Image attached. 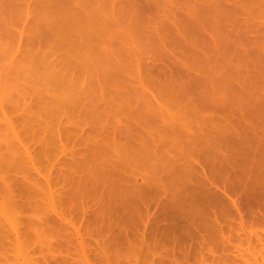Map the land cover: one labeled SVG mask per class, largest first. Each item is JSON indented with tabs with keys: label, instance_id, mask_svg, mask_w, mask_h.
Wrapping results in <instances>:
<instances>
[{
	"label": "rangeland",
	"instance_id": "1",
	"mask_svg": "<svg viewBox=\"0 0 264 264\" xmlns=\"http://www.w3.org/2000/svg\"><path fill=\"white\" fill-rule=\"evenodd\" d=\"M208 1L209 0H0V104H2L0 108L3 106L0 109V126L2 128L6 126L3 124L6 120V118H4L5 113V116H7V119L9 118L11 120L8 119L10 123H12L13 129L16 131H10L11 135H13V133H18L19 135H17V138L20 136L18 139L21 140L20 142L15 138V135H13L14 137L11 136L9 130H7L8 133H6L5 136H3V134L0 136V144L5 143L7 146V143L10 141H15L18 147L21 149L23 148L22 150L24 152L27 150L26 147H28L29 152H26L33 154L34 157L32 162L35 160L34 163L28 165L31 168V170L29 169L32 173L31 176L34 177V180L36 179L35 181L41 182V184H37L36 187L40 186L45 188L41 190V188L38 187L40 188L39 191L44 192L48 190L46 189L48 185L46 182L47 179H50V181L53 179L52 183H54L56 182L54 178L60 175V179L62 180L63 173L65 174V171L68 172L70 168L68 165L69 163L71 165V161H73L71 159L73 150L82 153L81 155H77V157L80 156L83 158L85 152L86 154H91L100 143L101 147H103L102 149H104L107 154H105V158H107L106 160L108 161H105L106 166L113 161L111 160L109 162L108 156H110L111 159H117L118 156L122 157L124 152L123 156H125L128 154L125 151L128 148L134 157L138 156L137 163L138 161L144 162V159L146 160L147 164L145 162V164L138 163V167L137 163L134 162L135 158L131 157L134 159V163L131 162V164H129L128 161L126 164V167L130 168V170L127 168V170H121L125 173L129 170L128 172H130L131 175L134 174L132 183L136 185H134L135 189L138 188L137 186L147 181L154 184L159 180L160 182L157 183L164 182L162 184H167L169 182L172 183V181H178V184L184 182L192 184L193 182L192 186H196L199 181L197 182L198 178L196 175H192L194 169L192 173H190L192 168L188 170L191 166H189V164H191L190 162L196 163L198 165L195 164L196 167L200 169L203 167L210 168L208 173L218 171V174L215 173V178L220 182L226 179L227 175L230 176V178L232 176H234V178L238 176L237 178H241L243 181L247 180L252 171L255 170H253V168L257 167V164L260 163V159L261 161L264 159V157H262L264 156V0H210L211 3ZM189 2L191 3L190 6H188L190 4ZM259 2H262V4H259ZM236 7L238 9H236ZM210 8H212L213 12L209 11L210 13H208V10H211ZM201 9L207 11L204 13ZM187 10L193 11L190 14L192 15V19L188 18L190 11L188 12ZM195 10L196 14H194ZM184 17L185 19H183ZM186 17L193 20V22ZM212 21H214L215 24ZM247 21L250 23H247ZM191 23H193L192 26L198 23L197 25L199 27L196 25L193 28L190 26ZM235 23L238 24L236 25ZM185 24L187 30L184 27ZM196 27L198 29H196ZM236 32L238 34H235ZM194 33L196 35H192ZM240 35L243 36L241 37ZM195 40L199 45L195 43ZM191 46L192 48H190ZM103 57L106 60H104ZM111 60L116 61L117 64L115 65ZM104 61H109V65H112V67L107 65L109 62L105 64ZM97 62L98 64H96ZM101 62L107 65V68L109 67V69H111V73L114 71L117 72V76L122 75L120 79L115 78L117 82L114 80L113 83L110 82L116 75L113 76V74H109L113 77H111V79H108L109 77H104L103 72L106 70L108 74V71L105 69L106 67H103V70L100 68L102 67ZM127 63L129 64L127 65ZM125 64L127 70L122 69L125 68ZM95 67L100 70L97 71ZM80 69H82V71ZM125 70L126 72H124ZM78 72L79 76H77ZM92 72L95 74H92ZM96 72L101 76L103 75L102 81L104 84V78L105 80H110V83L108 81L107 85H102L101 81L99 82L100 85L98 82L96 83L95 80L99 81L101 78L100 75H96L98 74ZM62 73L64 77H62ZM64 73L66 76L69 74L71 80L75 78L76 82L78 81L79 84L78 82L75 84L72 83L75 80H72V82H69V80L67 81L66 79L67 77L69 78V76L65 78ZM71 73L73 74L71 75ZM80 73L83 77L80 76ZM91 74L92 77L89 76ZM52 75L54 76V78H52L56 86L53 84V81H49ZM94 75H96L97 78H94ZM90 77L94 78V81L91 80ZM57 82H59V85ZM63 83L64 85H62ZM96 84H98V86ZM73 86H75V90L77 89L76 86H78V90L81 88V91L79 90L80 92H77H83L77 96V100L81 102L88 100L89 102H87L90 106L92 104V107L94 106L92 102H96L97 100L94 101V99L92 101L88 91L93 95L95 94L94 91L98 92L102 87H105L106 94H111V96L116 95L115 97H117V94L122 92L127 94V96L125 99L121 100L123 104H121L120 101L115 102V104L113 102V107L116 106V109L112 108L113 110L115 109L114 113H111L113 116L108 112V114L106 113L105 115L104 113L102 115L101 118L104 119L106 124H104V122L102 123L100 120V122L97 123L98 120L96 121V118H94L96 116L93 115L94 117H92V115L87 114V112L86 114H82V112H85L82 106H85L86 109L88 103L81 104L80 102L81 106L79 108L81 111L83 110L81 114L78 106L76 107L75 103L72 104L76 98H74L73 94L72 98V95L70 96L67 93H71L70 90L73 89ZM67 87L69 88L68 92L66 91L68 89ZM84 88L86 91H82ZM60 91L63 94H61ZM72 91H74V89ZM221 91L224 93H221ZM74 92L77 94L76 91ZM84 92L89 95L86 96L89 99L83 100L82 96L86 95ZM58 95L61 99H58L59 101H54L52 98L56 100L59 98ZM64 95L66 98H63ZM19 97L21 98L20 101ZM70 98L71 100H69ZM44 103L45 105L42 106ZM137 103L141 106H138ZM47 104L48 106H46ZM51 104L60 106L57 107V112L60 108L61 110L58 113L62 114L58 115L55 111L56 109H54L55 112H53L52 108L54 106L56 107V105L51 106ZM116 104L120 108H123L122 105L127 106H124L127 108V111L123 112L125 114H115L119 109ZM42 107H44V109L46 107L48 108L44 110ZM70 107H72V111ZM144 108L146 110H143ZM2 109H4L3 114H1ZM47 109L52 110V112L48 110L51 113H56L57 117H53L49 112L46 113ZM131 109L133 111H131ZM137 109L141 112L139 113ZM39 113H41V118H37ZM143 113H147V115H142ZM50 115L52 117H50ZM46 116L48 118H45ZM103 116L106 117V120ZM39 118H45V120L43 119L44 121H41L43 123L40 122L41 124L38 125L36 121L33 122V119L38 120ZM148 118L149 120H147ZM25 119H28L30 123L29 126ZM29 119L30 121L32 120L33 126ZM144 119H146V121ZM142 121H144V123H150L147 124V126ZM127 122L130 123L128 124ZM141 123L146 125V127ZM58 124L63 128H60ZM44 125L50 128L55 127L54 129L57 130H52L58 133L52 132L49 127L47 128ZM115 125H118L119 128L117 126L114 130L113 128H115ZM120 125H124L123 127H125V130L123 127L122 129L126 135L122 132V129H120ZM94 127L97 128L94 129ZM128 127H130V132L127 133L129 130ZM39 128L43 129L40 130ZM60 129L63 130V133ZM65 129H68L70 132V134H68L70 137L72 136V138L66 139L68 138V131H65ZM27 130H31V132ZM35 130H37V134L34 137ZM92 130H95L98 134L96 132L92 133ZM116 131L120 132L121 136L120 134L116 136V134H114ZM7 134L10 135V137H8ZM57 134L60 135L58 136ZM130 136L131 138L128 139ZM141 137L145 138H143L144 140L142 139V141L149 140L147 144L144 142L141 144V141H139ZM110 138H113L114 140L112 139V141L115 142L122 138L120 141L123 140L125 143L120 142L121 144L124 143L121 145V147L123 146L121 149L126 148L124 152H121L122 154L118 153V155L113 151L111 145H109V142H112ZM259 141H262V143H258ZM53 142L55 144H53ZM12 143L14 144V142ZM21 143H23L24 147L26 146V150ZM144 144L145 146L147 145L146 148ZM125 145L129 147H124ZM140 146H142V148H140ZM250 147H252L251 150H253V153L255 151V155L250 150ZM42 149L45 151L42 152V157L40 159L38 158L40 156L38 155V151L41 152ZM260 150H263V152L261 151V153H259ZM112 151L114 157H111V155H113L111 154ZM43 153H45V157ZM47 154L50 155L49 158L51 159L52 157L53 160L47 158ZM221 158H223L222 161L220 160ZM168 160H171V162H169L171 163L169 164L170 166L167 163ZM188 160L189 164L187 165ZM172 161L176 162L172 163ZM94 165H96V163H94ZM175 165L180 167L177 166L176 169ZM185 166L189 167L186 168ZM214 166L216 169H214ZM91 168L93 171L94 167ZM211 168L214 171H211ZM234 173L236 175H234ZM196 174L200 175L201 173L199 172V174ZM167 176H169L168 180L164 178L167 182L164 180L162 181V178L159 179L160 177ZM64 180L65 179H63V183L61 181L59 185H56L58 184L56 182L54 183V187L52 186L57 195H60L63 199L65 197L63 193L69 192L73 186L71 185V181V183H69V180ZM127 185H129V182ZM171 186L173 187L172 184L168 187ZM177 186L176 184L173 189L171 188L170 191L172 193H170V191H168V193L171 194L172 197L176 195V197L179 198V195L176 194L179 187ZM182 186L184 185L182 184ZM198 186L195 189L196 192L200 194L202 190H200ZM88 188L89 191L92 187L89 186ZM59 189L62 193L59 192ZM195 189L193 191L191 190V192L194 193ZM223 189L224 186L218 188V191L223 193ZM130 190H134V188L130 187ZM137 190L138 192H136ZM137 190L134 191L136 193L142 192L139 191V188ZM143 192V195L147 198L145 201L149 199V201L153 203L151 204L147 203L149 201H144L146 206L149 204V211L152 210V212L157 213L159 212L158 209H161L160 206L162 207L163 204L167 206L165 202L166 195H163L165 198L161 200V198H156V195L160 193L153 195V192L149 190ZM145 192L149 194V198ZM229 193L231 194L232 192L229 191ZM125 194L126 193H124V195ZM234 194L235 193H232L231 196H236V194ZM158 196L162 197V193ZM45 197H47V195ZM45 197L43 195V199L40 198L41 202L46 203L47 199ZM152 197L153 201L151 200ZM83 201L82 203H85L88 200L85 199ZM104 201L102 205L105 203V206L111 205L107 197ZM154 202L156 204H154ZM94 204L95 202L89 201L85 203V206L83 204L80 205L82 207V211L79 208L81 212L78 211L79 209L75 208L69 215L65 213L67 214V220L65 219L64 221H72L75 226L82 229L81 232H84L83 235L85 236H83V238L87 241V255L90 254L89 257L91 260H94V264H104V261H102L104 260L103 254L99 253L94 256V252L97 251H95V249H100L101 251L100 243H102L105 237L98 236L94 234V232L92 235H86L85 230L86 225L91 224L89 221L90 213L96 210L94 207L97 208V205ZM158 204H160V206L156 207ZM145 205L142 206L144 208L141 207L143 211L147 210ZM125 206L121 205L115 211V214L108 212L117 216V218L115 217L117 222L119 221L118 223L123 225L128 222V211L130 210V208H128V210ZM128 206L133 208V205ZM84 209H86L85 214L82 213ZM22 215L27 216V213ZM147 219L148 217H145L143 220L147 221L146 223L149 224L150 221ZM143 220L140 221L142 222ZM140 221L139 224H145L144 222H142L144 223L142 224ZM255 226L256 225H254V227ZM262 226L260 225L259 228H262ZM118 229L115 228L110 234L115 231L118 233L119 230L122 229L125 230V228ZM71 237L70 239L73 238L77 240L76 237ZM60 238L56 237L55 239L53 237L52 240L54 243H57L58 241H62V238L61 240ZM73 239L71 240L72 243H70L72 245L69 244V247L75 250L76 245L74 246L73 244H77L78 248L79 242L77 243L76 240ZM257 241L258 240L255 241L257 243L256 250L259 251L262 246L261 251L263 252V243L260 244ZM89 244L91 246H89ZM255 244L253 245L254 254L258 253L255 252ZM3 246L4 249L0 248L1 252L3 251L5 256L8 254V258H10L11 261L13 260L12 262L9 260L8 264H13V262L15 264H25L23 256H20L19 260L16 258L17 253L12 244L8 242L6 246L5 244ZM244 246L246 247L248 244H244ZM253 251H244V259L246 256L252 257V259L256 256L259 261L255 264H264L261 255L262 252L252 255ZM51 254H53V252ZM92 254L93 256H91ZM229 254L231 261L229 260L230 262L228 264L244 263V259H241L242 256H239L240 258L238 256L236 257L238 253L235 249ZM40 255L41 254H37L34 256L40 257ZM75 255H73V258H78V256ZM218 255H215V261L212 257L209 258L208 264H227L222 261L223 259H220ZM45 257L46 259H53L50 261L52 262L55 256H51L50 253H48ZM95 257L96 259H94ZM132 261L134 263V260ZM122 264H127L126 258L122 259Z\"/></svg>",
	"mask_w": 264,
	"mask_h": 264
},
{
	"label": "bare ground",
	"instance_id": "2",
	"mask_svg": "<svg viewBox=\"0 0 264 264\" xmlns=\"http://www.w3.org/2000/svg\"><path fill=\"white\" fill-rule=\"evenodd\" d=\"M257 1H259V0H257ZM208 2L211 3L210 0ZM188 4H186V5H188ZM247 4H249V3H247ZM259 4H262V2H259ZM190 5H191V3L188 6H190ZM207 5H209V4H207ZM211 6H213V5H211ZM240 6H242V5H240ZM259 6H263V5H259ZM207 7H209V6H207ZM223 7H225V6H223ZM210 9L211 10H208V13H210L209 11L213 12L212 8H210ZM236 9H238V8L236 7ZM202 11H204V13H205L207 10L206 11L202 10ZM254 11H256V10H254ZM192 12L190 11L188 18L192 19V15H190ZM258 13H259V11H258ZM194 14H196V10H195ZM193 18H194V16H193ZM249 18H251V17H249ZM183 19H185V17ZM191 19H188V20L193 22V20H191ZM212 22H214V21H212ZM247 23H250V22L247 21ZM192 24L193 23H191L190 26H192ZM197 24L198 23H196V25ZM214 24H215V22H214ZM185 26H186V24L184 25V27ZM195 26H192V27L194 28ZM242 26H243V24H242ZM259 26H261V25H259ZM185 29H186V27H185ZM196 29H198V28L196 27ZM190 30H188V31H190ZM232 30H231V32H232ZM54 31H55V29H54ZM199 32H201V31H199ZM50 33H51V30H50ZM54 34H56V33H54ZM235 34H238V33L236 32ZM50 35H52V34H50ZM192 35H196V34L194 33ZM240 36L242 37L243 35H240ZM235 39H237V38H235ZM196 40H195V43L197 44ZM190 41H192V40H190ZM216 42H218V41H216ZM240 43H242V42H240ZM197 45H199V44H197ZM219 47H221V46H219ZM238 47H239V45H238ZM190 48H192V46ZM237 49H240V48H237ZM70 51H73V50H70ZM236 54H238V53H236ZM104 57H103V59H104ZM104 60H106V59H104ZM189 60H190V58H189ZM193 60L196 61L195 59H193ZM112 61L115 65L117 64L116 61L111 60V62ZM218 61H219V59H218ZM108 62L104 61L105 64ZM104 63L101 62L102 67H100V68L102 69L103 67H106L105 69H107L108 74H107L106 70L104 69L105 70L103 72L104 77L105 78L109 77L108 79H111L112 76H110V75L113 74V76H114V75H116L117 72L112 71V73H111L110 72L111 69H109V67L107 68V65H109L110 62L107 65H105ZM191 63H192V61H191ZM224 63H225V61H224ZM96 64H98V62ZM101 64H99V65H101ZM128 64L129 63H127V65ZM109 66L112 67V65H109ZM125 66H126V64L124 65V67ZM96 67H98V66H96ZM126 68L127 67L122 68V69L124 70ZM80 70L82 71V69H80ZM96 70L99 71L100 69L98 70L96 68ZM126 70L124 72H126ZM230 71H232V70H230ZM96 73H98V72H96ZM100 73L103 74L102 72H100ZM72 74L73 73H71V75ZM92 74H95V73L92 72ZM92 74L89 76L92 77ZM96 75L99 76L100 74L98 73ZM96 75H94L93 77L97 78ZM54 76H55V74H54ZM54 76L52 75L49 78V81L50 82L53 81V84L55 82L53 79ZM67 76H69V74H67ZM67 76L65 74V78ZM77 76H79V72H78ZM80 76H81V73H80ZM102 76H101L99 81L95 80L96 83L98 82L99 85H100V83H99L100 81L102 82V85L104 84L102 81L103 80ZM116 76L114 78L112 77L113 79L111 81L110 80L109 81L113 83L115 81V78L120 79V77L122 75H119L117 77ZM57 77H58V74H57ZM62 77H64L63 73H62ZM81 77H83V76H81ZM91 77H90V79L94 81V78H91ZM69 78L67 77V79H66L67 81L69 80V82L70 81L72 82V80H75V78H72V80H71L70 76H69ZM78 78H80V77H78ZM105 78H104V82L107 85V83L109 81H108V79L105 80ZM62 80H65V79H62ZM116 80H118V79H116ZM57 81H59V80H57ZM77 82L75 80L72 83L75 84ZM115 82H117V81H115ZM57 83L59 85V82H57ZM78 84H79V82H78ZM98 84H96V85L98 86ZM54 85L56 86V84H54ZM62 85H64V83ZM78 86H76V88H77L76 90L74 88L75 86H73L74 91L77 92L81 89L79 87L80 89L78 90ZM92 87H94V86H92ZM72 90H70L71 93L69 92L67 94H69L70 96L72 94L74 95V98H76V100H74L72 102V104L75 103V106L76 107L78 106V108H79L81 106L80 105L81 101L77 100V96H79L83 92L79 93L81 91L80 90L79 92H77V94L79 93L77 95ZM93 90H94V88H93ZM66 91L68 92L69 88ZM82 91H86V89L84 88V89H82ZM116 91H117V89H116ZM98 92L94 91L95 94L91 95L92 93H90L88 91L90 96L88 94H86V92H84L86 95L82 96L83 100L89 99L86 97L88 95L89 97L92 98V101L94 99H95L94 101H96V100L97 101L92 102V103H94L93 107H92V104L90 106V104L88 103L89 102L88 100L81 102V104H83V103L87 104L88 103V105H86V109H85V106H82L83 109L85 110V112H82L83 110L81 111L80 108H79V110H80L79 112H80V114H81V112H82V114L83 113L86 114V112H87V114H91L92 117L96 116L94 118H96L95 119L96 121L98 120L97 123L100 121L103 123L104 119L101 118L102 115L104 113L106 115L107 112L110 113V115H112L111 113L112 112L114 113V111L116 109L115 108L116 106L113 107V102L115 104V102L120 101V103L123 104L121 102V100L125 99L127 94L118 91L119 93L117 92L118 93L117 97H115L116 95L111 96V94L110 95L106 94L105 87H102L101 90H98ZM60 93L63 94L61 91H60ZM96 93H98V94H96ZM221 93H224V92L221 91ZM73 95H72V98H73ZM58 97L59 98H57L56 100H55V98H52V99L54 101L61 99L59 95H58ZM63 98H66L65 95L63 96ZM80 98H81V96H80ZM20 99L21 98L19 97V101H20ZM69 100H71V98ZM17 101H18V99H17ZM41 103H43V102H41ZM56 104H58V103H56ZM56 104H54V105H56ZM101 104H102V106H101ZM210 104H212V103H210ZM0 105H2V104H0ZM44 105H45V103L42 106H44ZM52 105L53 104H51V106ZM59 105H61V104H59ZM137 105L141 106L138 103H137ZM46 106H48V104ZM88 106H90V107H88ZM122 106H123V108L121 107L122 108L121 109L117 105V107H119V109L117 108L118 110L115 112V114L121 115L120 113L127 111V108H126L127 106L126 105H122ZM124 106H126V107H124ZM2 107L3 106H1V108ZM54 107L52 108L53 112H55V111L57 112V109H58L57 107H60V106L56 105V107L55 108ZM42 108L44 109V107H42ZM46 108H48V107H46ZM49 108H51V107H49ZM112 108H115V109L113 110ZM20 109H21V106H20ZM54 109H56V110L54 111ZM3 110L4 109H2L1 114L4 113ZM40 110H39V112H40ZM48 110L49 109L46 110V113L49 111L52 112V110H49V111ZM60 110L61 109L59 108L58 112H60ZM70 110L72 111V107H70ZM143 110H146V109L144 108ZM131 111H133V110L131 109ZM137 111L139 113L141 112L138 109H137ZM51 112H49V113H51ZM58 112H57L58 115L62 114V113H58ZM128 112H129V110H128ZM128 112H126V113H128ZM41 113L38 114L37 118L38 117L41 118V116H40ZM66 114H68V113H66ZM123 114H125V113H123ZM144 114H145V116L147 115V113H143L142 115H144ZM51 115H53V117L54 116L57 117L56 113H51ZM51 115H50V117H52ZM103 117H105V116H103ZM148 117H149V115H148ZM4 118H6V120L4 119L5 123L3 122V124H5L6 126H3V128L5 127L4 129L0 126V136L2 134H3V136H5V134L8 133L7 130H9L10 135H11L10 131H15L13 129L12 123H10L11 120L9 118L8 119L10 121L7 119V116H5V113H4ZM40 118L38 120L33 119V122L36 121V123L39 125V124L43 123L41 121H44L45 118H48V117L46 116L45 118H43L44 120L40 119ZM94 118H93V120H94ZM141 118H144V117H141ZM0 119H1V117H0ZM26 120L28 123L27 125L29 126L30 123L28 122V119H25V121ZM58 120H59V117H58ZM58 120H56V121H58ZM105 120H106V117H105ZM144 120L146 121V119H144ZM147 120H149V118ZM29 121H30V119H29ZM96 121H95V123H96ZM33 122H31L32 126H33ZM142 122L144 123V121H142ZM143 123H141V124L147 125L150 122H147L144 124ZM104 124H106V122H104ZM109 124H111V123H109ZM58 125L60 126V128L62 127L60 124H58ZM146 125H144V126L146 127ZM59 126H58V128H59ZM117 126L115 125L114 126L115 128H113V127L112 128L115 130ZM123 126L120 125V129H122ZM45 127H47V125ZM54 128H50V129L52 130ZM96 128L94 127V129H96ZM118 128H119V126H118ZM129 128L130 127H128V129ZM42 129H40V130H42ZM123 129L125 130V127H123ZM123 129H122V132L124 133ZM2 130H3V132H2ZM54 130L56 131L57 129H54ZM54 130H52V132ZM60 130L63 133V130L62 129H60ZM131 130H133V129H131ZM27 131L31 132V130H27ZM55 131H54V133H58ZM65 131H68V129L67 130L65 129ZM50 132H49V134H50ZM93 132H96V131L92 130V133ZM97 132H98V129H97ZM128 132H130V129L127 131V133ZM34 133H35L34 134V137H35V135L37 134V130H35ZM41 133H42V131H41ZM68 133L70 134L69 131L67 132V134ZM32 134H33V131H32ZM51 134H53V133H51ZM67 134H66V136H67ZM69 134L67 136L68 138H66V139L72 138V136L70 137ZM114 134H116V136H117L120 134V132L116 131V133H114ZM7 135H6V139H7ZM10 135H8V137H10ZM13 135H15V138H17V135H19V134L13 133ZM13 135H11V136H13ZM42 135H43V133H42ZM99 135H101V134H99ZM129 135H130V133H129ZM120 136H121V134H120ZM19 137L20 136H18V138ZM15 138H14V140H15ZM47 138H48V136H47ZM129 138H131V136L128 137V139ZM143 138L144 137H141V140H139V141H141V144H143V142L145 144H147V141H149V140L142 141ZM11 139H13V138H11ZM112 139L113 138H110L111 141H112ZM120 140H118V141L116 140V142L115 141L109 142V145H111L113 151H115L117 154L124 152V149H126V148L121 149L123 147V146L121 147V145H123L125 142L123 140L122 141H120ZM19 141L21 142V140H19ZM12 142H14V144ZM120 142L121 143L124 142V143L121 144ZM254 142H255V140H254ZM10 143H12V144H10ZM258 143L261 144L262 141L261 142L259 141ZM4 144H0V195H1V198H0V248L4 249L3 245L5 244V246H6V244H8V242H9L10 244H12L15 247V252L17 253L16 258H18V260H19V257L23 256L25 264H94V262H93L94 260H91V258L89 257L90 254L87 255V253H88L87 243H86L87 241H85V239L83 238L84 232L83 233L81 232L82 229L80 227L75 226V224L72 221H69V220H68V222L64 221L65 219L67 220V216H66L67 214H65V213H68V215H69V213L73 212L72 211L73 209H75V208L81 209L82 207L80 205L83 204L85 206V203L89 202V201H92L93 203L95 202L94 205H97V208L94 207V209H96V210L94 212H91L89 215V221L91 224H88L85 227L86 235H92V233L94 232V234H96L98 236L105 237V239L102 241V243L99 242L100 247H101V251H100V249L99 250L95 249V251L96 250L97 251L94 252V256L96 254H99V253L103 254L104 260H102V261H104V264H122V259H124V258H126L127 264H208L209 258L212 257L214 260L215 255L216 254L218 255V253H219L218 257H220V259H223L222 261H224L225 263L228 264L231 261L229 258V255H230L229 253L231 251H234V249H235V251L238 253L236 255V257L242 256L241 259L243 260L244 255H245L243 253L250 252V251L252 252L254 250L253 245L256 243L255 242L256 240H258L257 242H259L260 244L263 243V250H264V241H263L264 240V159H262V161L260 159L259 164H257V162H256V164L258 166L253 168V170L254 169L255 170L252 171V173L250 174V176L247 178L246 181H243L241 178L240 179L237 178L238 176L237 177L235 176V178H234V176H232L233 178L232 177L230 178V176L227 175L226 176L227 178L224 176L226 179H224V180L222 179L223 180L222 182L216 180V178H215V175H216L215 173L218 174V171L215 172L211 168V171L213 170L214 172L208 173L210 168L208 169V168L203 167L204 170L202 167H201L202 169L197 168L196 163L190 162L191 164H189V160H188L187 165L189 164V166L190 165L191 166L190 167L185 166V167L186 168L189 167L188 170H190L192 168L190 170L191 171L190 173H192V170L194 169L192 175H196V177L199 179V180L197 179V182L199 181L198 182L199 184L196 182L199 186L196 183H194V184H196V186H192V184H193L192 181H191L192 184L185 183L183 181L185 183V184L182 183L184 186H182L181 183H180L181 184V186H180V184H178V181H176V182L172 181V183L169 182L167 184L166 183L162 184L164 182L157 183V182H160V180L154 184L149 183L150 181L149 182L147 181L144 184H142V185L140 184L139 186H137L139 188V191H142L141 192L142 194H141L140 192L136 193V192H138V190H137L138 188L135 189V187H134L135 184L132 183L134 174L131 175L130 172H128L130 170V168L126 167V164L128 161H129L128 162L129 164H131V162L137 163L136 161L138 160V158H137L138 156L134 157L128 148L129 146L125 145L124 147L128 148L125 150L128 154L123 156L125 152L123 154L121 153L122 157L118 156L119 154L118 155L115 154L116 156H118L117 159H115V158L111 159L110 156H108L109 162L111 160H113V161H111L110 164L107 163L109 165L106 166L105 161L108 162L106 160L107 158H105L106 153H105L104 149H102L103 147H101V143H100L98 145V147H95L96 150L94 149V152H91V154H88V153L86 154V152H85L83 155V158L80 156L77 157V155H81L82 153H79V151L73 150L72 155H71L72 156L71 159L73 161H71V165H70V163L68 165L70 167L68 172L65 171V174L63 173L62 180L60 179L61 178L60 175H58V177L54 178V180L56 179V182L58 183L56 185H59V182H61V181L63 183V179H65L64 181L69 180V183L72 182L71 185H73V186H72L71 190H69L70 188L68 189L69 192H66L67 195L65 192L63 193V194H65V197L63 199L60 195H57L55 190H53L54 183H56V182L52 183L53 179L51 181H50V179H47V181H46L48 183L47 188H46V189H48L47 191H44V192L39 191L40 188H41V190L45 189V188L40 187V186H38L40 188L36 187L37 184H41V182L39 183V182L35 181L36 179L34 180L33 179L34 177L31 176L32 175V173L30 172L31 168L28 165L34 163L35 160H34V162H32L34 156H33V154L28 153L29 152L28 147L25 146L27 149L26 150L23 143H21V145H23L24 149L26 151H28V152H26V151L24 152L22 150L23 148L21 149L20 147H18L17 142H15V141H10L9 143H7V146H6V144L4 146ZM53 144H55V143L53 142ZM138 144H140V143H138ZM145 144H144V147L146 148L147 145L145 146ZM142 146H140V148H142ZM247 147H249V146H247ZM258 147H259V145H258ZM251 148L252 147H250V150H251ZM43 151H45V150L42 149L41 152L38 151V153H39L38 155H40L38 158L41 159ZM63 151H66V150H63ZM113 151L111 152V154H113ZM251 151L253 153V150H251ZM261 151L263 152V150H260L259 153H261ZM46 152H47V150H46ZM254 153H255V151H254ZM128 155H130V156H128ZM187 155H189V154H187ZM223 155H226V154H223ZM43 156L45 157V153H43ZM49 156L50 155H48L47 158H49ZM52 156H54V155H52ZM219 156L221 157L220 154H219ZM111 157H114V154L111 155ZM131 157L135 158V160L132 159ZM262 157H264V156H262ZM51 159H52V157H51ZM191 159H193V158H191ZM222 159L223 158H221L220 160L222 161ZM133 160H134V162H133ZM217 160H218V158H217ZM225 160H226V158H225ZM254 161H255V159H254ZM68 162H70V161H68ZM144 162L146 163L145 159H144ZM144 162L138 161L139 164H143ZM169 162H171V160L167 161L168 165L171 164ZM173 162H176V161H172V163ZM94 163H96V165H94ZM138 163H137V166H138ZM168 165H167V167H168ZM178 165H175L176 169H177ZM95 166H96V168H95ZM91 167H94L93 171H92ZM173 167H174V164H173ZM178 167H180V166H178ZM126 168L129 169L126 173L121 171L122 169L127 170ZM181 168H182V166H181ZM183 168H184V165H183ZM205 169H207V170H205ZM214 169H216V167ZM184 171H185V169H184ZM29 172H30V174H29ZM199 172L201 174L197 175L196 173L199 174ZM127 173H129V174H127ZM190 173H189V175H190ZM26 175H27V177H26ZM234 175H236V174L234 173ZM217 177H218V175H217ZM164 178L166 180H168L169 176L160 177L159 179L167 182ZM191 179H192V177H191ZM27 180H29V181H27ZM128 182H129V185H127ZM171 184L173 185V187L172 186L168 187ZM176 184L179 186V187L177 186L178 191L176 193L179 195V198H177L176 195H173L175 197H172V195L168 193V191H170L171 188L173 189L176 186ZM221 185L224 186L223 193L218 191V188L222 187ZM89 186L92 187L89 190L92 193H90L88 191ZM197 186H198V188H200V190H202L200 192V194L196 192L195 188ZM130 187L134 188V190H137V191L135 192L134 190H130ZM177 187H176V189H177ZM176 189H175V191H176ZM179 189L182 191H180ZM194 189H195V192L197 194L195 192L194 193L191 192V190L193 191ZM126 190L129 192H127ZM148 190L152 191L153 195L157 194V193H160V194L162 193V197L158 196L160 194L156 195V198H158V199L161 198V200L163 198H165L164 196L166 195L167 197L165 198V202L167 203V206H165L163 204L161 207L160 204H158V205H156V207L160 206V208H161V209H158L159 212L155 213V212H152V210L149 211V209H148L149 204L147 206L145 205V202L149 201V199L145 201V199H147V198L143 195V193H144L143 191H148ZM229 191L232 193H235L236 196H234V197L231 196L232 193L230 194ZM59 192H61L60 189H59ZM124 193H126L127 195L126 194L124 195ZM163 193H166V194H163ZM170 193H172V192L170 191ZM145 194L148 197L149 194H147L146 192H145ZM198 194H199V196H198ZM43 195H44V197L47 195V197H45L47 199V201L44 200V201H46V203L41 202V200H40V198L43 199ZM87 196H88V199H87ZM106 197L108 198V201L111 203V205L105 206V204H106L105 203V204H103L104 205V208H103L102 202L104 200H106ZM153 197L151 199L152 201H153ZM85 199L88 201H86L85 203H82V202H84L83 200H85ZM39 202H41V203H39ZM143 202H144V204H143ZM158 202H161V201H158ZM141 203H142V205H141ZM147 203H151V202L149 201ZM163 203H164V201H163ZM107 204H108V202H107ZM151 204H153V203H151ZM154 204H156V203L154 202ZM121 205H123V206L126 205L125 207H127V209L130 208V210H131L130 211L128 209L129 210L128 211V214H129L128 218L129 219H128V222L124 220L125 222H127V224H124V225L119 224L118 223L119 221L117 222V219H116L117 216L112 215L111 213H108V212H112L115 214V211ZM128 205H133V208L131 206L129 207ZM143 205H145L147 207V210L143 211V209H142V208H144V207H142ZM70 209H71V211H70ZM80 209L78 211H80ZM86 209L83 210V212H82L83 214L86 213ZM68 211H70V212H68ZM81 211H82V209H81ZM89 211H90V208H89ZM25 213H27V216L22 215ZM24 216H26V217H24ZM145 217L146 218L148 217L147 220L150 221L149 224L146 223L147 221L143 220ZM119 218H122V217H119ZM126 219H127V217H126ZM140 220H143L142 222H144L145 224L142 223ZM139 221L144 225L139 224ZM71 223H73V224H71ZM254 225H256L257 227L256 226L254 227ZM260 225L261 226L263 225L262 228L261 227L259 228ZM115 228H117V229L118 228L119 229L125 228V230H123V229L119 230L118 229L119 230L118 233L115 231V232H112V234H110L111 231H114ZM71 236L74 238L76 237L77 240L73 239ZM53 237L55 239H56V237H59V238L61 237L62 241H58L57 243L56 242L54 243L52 240ZM70 237L73 240H76L77 243L79 242L78 248H77V244H73L74 246L76 245L75 250H72L69 247V244L72 243V241H71L72 239H70ZM61 238H60V240H61ZM244 244H248V246L245 247ZM70 245H72V244H70ZM256 245H257V243L254 246L255 252H258V253L262 252L261 251L262 246H261V249H259V251H257ZM2 246H3V248H2ZM74 246H73V248H74ZM89 246H91V245L89 244ZM1 249H0V253H1L0 254V264H8L10 258H8L7 253H6L7 255L5 256L4 255L5 253L3 251L1 252ZM47 250H48V252H47ZM75 251H76V255H75ZM92 251H93V247H92ZM52 252H53V254H51ZM73 252H74V254H73ZM43 253L45 255L50 253L51 256L52 255L55 256V257H53L54 261L50 262L53 259H46L45 255ZM258 253L254 254V251H253L252 255H256ZM37 254L38 255L41 254L40 257L34 256ZM73 255L78 256V258L77 257L73 258ZM261 255L263 257L262 260L264 261V251L262 252ZM91 256H93V254ZM98 256H97V258H98ZM110 256H112V257H110ZM94 259H96V257ZM257 259L258 258L256 256L254 259H252V257L246 256L245 259L243 260V262H244L243 264H245L246 262H247L246 264H255L259 261ZM132 260H134V263ZM12 261L10 260V262H12ZM24 261H21V262H24ZM13 264H15V263L13 262ZM22 264H24V263H22Z\"/></svg>",
	"mask_w": 264,
	"mask_h": 264
}]
</instances>
